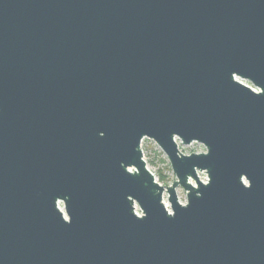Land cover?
Returning <instances> with one entry per match:
<instances>
[{
  "label": "water",
  "instance_id": "1",
  "mask_svg": "<svg viewBox=\"0 0 264 264\" xmlns=\"http://www.w3.org/2000/svg\"><path fill=\"white\" fill-rule=\"evenodd\" d=\"M0 264H264V0H0Z\"/></svg>",
  "mask_w": 264,
  "mask_h": 264
},
{
  "label": "rangeland",
  "instance_id": "2",
  "mask_svg": "<svg viewBox=\"0 0 264 264\" xmlns=\"http://www.w3.org/2000/svg\"><path fill=\"white\" fill-rule=\"evenodd\" d=\"M178 144L185 149L187 152H204L205 149L202 144L192 142L188 145H183L177 139ZM142 149L144 153V157L149 164L150 168L152 169L154 175L159 180V174L165 178L166 183H160L162 185H169L170 182L175 180V176L170 168L169 162L167 157L164 153L159 149V147L148 138L142 139ZM177 195L180 200H186V192L182 189V187L177 186ZM165 204L166 207L169 208V204L166 201V194H164ZM59 206L62 208V204L60 203Z\"/></svg>",
  "mask_w": 264,
  "mask_h": 264
},
{
  "label": "trees",
  "instance_id": "3",
  "mask_svg": "<svg viewBox=\"0 0 264 264\" xmlns=\"http://www.w3.org/2000/svg\"><path fill=\"white\" fill-rule=\"evenodd\" d=\"M159 181L161 183H166L165 178L162 175H160V174H159Z\"/></svg>",
  "mask_w": 264,
  "mask_h": 264
}]
</instances>
